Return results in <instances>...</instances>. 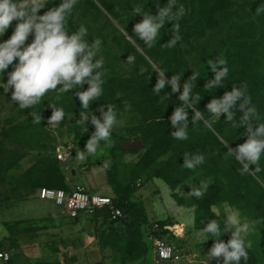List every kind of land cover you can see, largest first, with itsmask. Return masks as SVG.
<instances>
[{
  "label": "trees",
  "instance_id": "obj_1",
  "mask_svg": "<svg viewBox=\"0 0 264 264\" xmlns=\"http://www.w3.org/2000/svg\"><path fill=\"white\" fill-rule=\"evenodd\" d=\"M23 1L25 0H21ZM82 1L95 4L94 0H77L66 24L70 34L78 30L82 18L87 14V9L81 10ZM97 1L109 16L117 20L122 18L123 12L130 6H138L143 11L156 15L159 8L167 3V0H159V4L158 0ZM39 2L46 5L39 12L44 14L48 9L58 6L61 0ZM176 4V18L160 30L158 42L152 47L137 37L133 31L135 23L126 28L127 34L118 31L113 35V41L124 53L126 67H103V95L88 109L81 107L75 96L77 89L62 94L59 100L56 99L57 93L53 91L31 109H21L14 103L17 112L24 114L25 118L5 127L1 132L3 140L30 149H40L41 152L16 177L8 178L7 172L19 166V161L26 153L15 149H0V181L7 180L13 189L17 188L16 185L19 188L22 186L29 194L38 192L41 187L71 191L73 188L66 181L56 153H49L56 151L57 146L46 144L44 141L49 135L47 122L53 114L50 103L64 108L65 118L59 122V125H62L72 112L90 110L100 116L98 109L101 105L105 110L107 105H111L117 116H120L125 112L124 104L125 100H128L131 110L140 116L146 125L142 137L143 152L135 162L128 163V178L125 183L119 179L117 159L112 153L111 160L107 162L106 177L113 191V202L102 216L104 221L112 223L104 234L109 245L123 251L122 264L140 262L152 249L146 233L148 213L143 201L136 199L134 195V181L141 179L142 173L151 167H155L154 177L167 183L179 205L195 208V224L198 227H205L211 219H218L219 216L213 209L223 203L237 208L243 216L253 221L256 231L255 237L247 238L252 244L248 250L247 264H264V158L260 162L261 171H255V165H250L251 172L241 173L242 164L228 151L246 141V126L237 128L225 120V114L214 117L207 113V104L211 99L222 97L226 91L232 90L234 84L239 86L240 83H245L253 104L264 117V12L257 13V10L264 6V0H176ZM136 15L142 21L143 15ZM172 23L174 26L178 25L180 39L175 46L168 47L166 43L173 36ZM31 40L30 35L26 44ZM128 56L134 57L132 63L127 61ZM217 58L226 61L229 75L224 80L223 87L205 89L203 87L207 81L214 78V74L208 71L207 67L210 66L207 61ZM151 61L159 66L158 70L154 69ZM12 69L13 66L10 65L4 75ZM159 72H166V79L173 75L181 77V91L183 83L194 73L198 74L199 78L191 81L193 92H198L202 97L195 107L204 111L209 126H205L203 122H190L187 140L180 141L171 137L172 131L176 129L171 126L170 117L176 106L183 105L179 101L180 93H171L170 85L160 94L165 93L166 98L161 99L153 92ZM88 87L85 83L79 91L87 90ZM5 95V86L0 83V103ZM194 111L195 109L188 110L189 120L192 119ZM32 112L40 115L39 122L33 120ZM242 114L238 109L235 117L237 122ZM253 126H258V122L254 121ZM129 150L138 151L132 147ZM185 153H202L205 161L194 170L187 169L183 166ZM165 156L167 157L164 159ZM198 169L210 180L199 199L190 194L192 187L186 184ZM115 208L122 209L127 217L118 221L111 220L109 210ZM158 223L160 229L156 233L164 237L167 230L162 228L166 222L160 220ZM230 237L231 234L226 233L221 239L227 242ZM214 242L215 238L212 237L207 241L209 248ZM6 262L12 264L11 259ZM40 264L58 262L47 261Z\"/></svg>",
  "mask_w": 264,
  "mask_h": 264
},
{
  "label": "clouds",
  "instance_id": "obj_2",
  "mask_svg": "<svg viewBox=\"0 0 264 264\" xmlns=\"http://www.w3.org/2000/svg\"><path fill=\"white\" fill-rule=\"evenodd\" d=\"M76 3L77 0H61L58 6L48 9L44 14H39L46 6L39 0H30L27 5L21 3V0H0V38L8 31L13 21H17L10 38L0 40V76L3 78L5 71L10 65L13 66V69L7 73V82L3 84L6 93L11 89V100L21 109L33 108L53 91L57 93L56 99L59 100L62 94L77 89L75 96L84 109H88L103 95L104 60L98 58L102 41L95 38L90 44L88 39H85L87 29L83 25L71 34L66 29L68 18ZM174 6H177L176 0H167L156 15L135 6V15H143L142 21L136 23L133 28L137 37L149 47L156 44L160 30L168 22H173L177 16ZM261 12H264V6L257 10V13ZM172 32V38L166 43L168 47L175 46L180 39L178 25L172 26ZM30 35L32 40L26 44ZM127 61L132 63L134 57L128 56ZM207 65L210 66L207 68L214 74V78L208 80L203 88L223 87V82L229 75L226 61L219 58L209 59ZM165 73H158V82L153 92L161 99L166 98L165 93L160 94L170 85L171 93H180L179 101L183 106H176L170 117L171 126L176 129L172 131L171 137L184 141L189 138L190 122L192 124L203 122L205 126H209L204 111L195 107L202 97L198 92H193L191 81L197 80L199 76L194 73L183 83L181 91V77L173 75L170 79H166ZM85 83L89 85L87 90L79 91ZM50 105L53 114L49 118V124L59 123L65 118V110L63 107H57L56 104L50 103ZM189 109H195L191 120L188 119ZM238 109L243 114L237 122L235 117ZM98 111L101 114L99 117L91 114V123L95 131L86 142V150L77 154L81 161L85 159V153L96 156L100 145L110 141L116 126L117 112L111 105H107V110L101 105ZM207 113L214 117L225 114V120L235 127L246 126V141L235 148H230L228 153L242 164L241 173L251 172L250 165H255V171H261L260 162L264 158V122H262L264 117L248 95L247 85L234 84L232 90L226 91L222 97L211 99L207 104ZM80 115L82 125H86V132L90 113L85 112ZM31 116L34 117L35 122L41 119L36 112H32ZM254 121L258 122L255 128ZM184 160L183 166L194 170L204 163L205 156L202 153H185ZM103 166L107 167V162H103ZM207 187L208 183L201 180L199 187H192L190 194L199 199ZM222 212L227 214L226 218H222ZM217 215L218 219H211L202 230H197L199 237H204L206 234L204 241L210 237L215 238L207 256L211 259L215 258L217 264H221V258L222 264H241L242 261L247 264L248 250L252 247L251 241L246 239L249 223L245 222L237 211L227 207ZM230 230H232L231 237L225 242L221 237Z\"/></svg>",
  "mask_w": 264,
  "mask_h": 264
},
{
  "label": "rangeland",
  "instance_id": "obj_3",
  "mask_svg": "<svg viewBox=\"0 0 264 264\" xmlns=\"http://www.w3.org/2000/svg\"><path fill=\"white\" fill-rule=\"evenodd\" d=\"M94 1L95 4L82 1L81 5L82 11L87 9V14L82 18L81 22V25L87 29L85 39H88L90 44L94 42L95 38H99L102 41L98 58L104 60L103 67H113L115 69L126 67L124 53L113 41L112 37L118 31L127 34V27L133 23L141 22L140 17L135 15V6H130L126 12H123L122 18L117 20L109 16L97 0ZM21 3L27 5L30 0H25ZM16 22L15 20L10 25L8 31L0 40L10 38ZM152 64L154 69H159L157 64L154 62ZM7 79V75H4L3 78L0 76V83H6ZM124 105L126 107L125 112L117 116V123L110 141L100 145L96 156H90L85 153L83 161L78 158L77 154L86 150V142L95 131L91 123V114L97 115V113L90 110L72 112L68 114L67 121L62 125H59V123L49 124V121L47 122L49 135L44 140L46 144L56 146L68 142L73 144V151L66 158L58 159L66 181L71 188L76 185H83L91 193L112 196L113 191L106 177L107 169L103 166V162L111 160L112 153L115 154L117 159L120 181L125 183L127 180L129 171L127 165L135 162L140 157L143 147L141 145V147L136 149L138 151H134L129 150L131 147L126 145L136 139H140L142 142L146 125L141 117L131 110L128 100H125ZM85 112L90 113L86 132V125H82L80 115V113ZM24 118L25 115L17 112L14 102L11 100L10 89L0 103V149L4 151L15 149L24 151L26 154L19 161V166L7 172L8 178L16 177L41 152L40 149H30L3 140L2 130L13 123L22 121ZM45 151L43 150V152ZM49 153L55 155L56 151H49ZM1 156L2 154L0 153ZM154 169L155 167H151L142 173L140 185L137 184L139 178L134 181V186L136 187L135 198H139L141 195L144 197L142 199L145 201L151 225L160 221L158 218L163 216V213L159 211L161 210L160 204H163L162 201L164 202V199L167 201L171 199L169 193L172 195V191L169 192L167 184L162 179L154 177ZM201 180L207 183L210 181L205 176V173L198 169L196 173L190 176L186 184L190 187H199ZM12 187L7 180L0 181V250H6L10 253L12 264H40L47 261H56L58 264H122L123 251L118 247L109 245L105 238L104 231L112 223L102 219L105 213L104 209L82 212L80 214L81 218L85 219L83 217L86 216V218L91 219V222L78 224V229H75L74 226L62 229L53 225L49 218H40L41 216H58L63 208L61 205L56 204L53 200L37 197V191L29 194L28 190L22 186L19 188L16 185V189ZM179 192L181 193L182 191ZM164 206L170 217L165 220L161 218V220L169 223L176 221L181 224L180 227H175V231L177 230L178 233L185 229L184 235H187V233L195 229L202 230L204 228L195 224V208L179 212L172 210L168 203L167 205L164 203ZM225 207L237 211L243 220L249 223L250 227L246 239L255 237L254 222L243 216L237 208L223 203L214 206V209L218 214ZM226 215V213H221L222 218H226ZM228 233L232 234V230ZM165 236L166 239L175 244L177 250H181L180 252L178 251L180 256L177 260L159 261L157 255L151 249L149 255L142 261L129 262L127 264H217L215 258L211 259L207 256L210 250L207 241L211 237L204 241L206 234L204 237L198 238L199 242L195 246L185 245V242L178 240L174 232L167 230ZM77 245H83L85 249L79 251L75 248ZM55 249L60 250L59 254H56L57 251ZM0 264L9 263L0 258Z\"/></svg>",
  "mask_w": 264,
  "mask_h": 264
},
{
  "label": "built area",
  "instance_id": "obj_4",
  "mask_svg": "<svg viewBox=\"0 0 264 264\" xmlns=\"http://www.w3.org/2000/svg\"><path fill=\"white\" fill-rule=\"evenodd\" d=\"M73 151V144H60L56 149V156L58 159L66 158ZM140 185V179L137 183ZM37 195L41 199L53 200L56 204L61 205L66 209L71 217H77L85 211H93L104 209L108 211L112 204V198L105 194L91 193L83 185H76L71 191L64 189H56L50 187H41ZM111 220H119L127 217V214L120 208L109 210ZM160 229L159 224L156 223L154 230ZM174 233L175 230L173 231ZM150 239L152 246L156 252L159 261L177 260L179 258L178 250L175 244L163 236H159L155 231L151 233ZM0 258L5 262L11 259V255L6 250H0Z\"/></svg>",
  "mask_w": 264,
  "mask_h": 264
},
{
  "label": "crops",
  "instance_id": "obj_5",
  "mask_svg": "<svg viewBox=\"0 0 264 264\" xmlns=\"http://www.w3.org/2000/svg\"><path fill=\"white\" fill-rule=\"evenodd\" d=\"M165 182V181H164ZM166 183V182H165ZM167 184V183H166ZM168 186V185H167ZM168 188H169V192H171V189H170V187L168 186ZM169 195H170V200H165L164 199V202L162 201V205L160 204V207H161V210H159V211H161L162 213H163V216L162 217H160V218H158L159 220H161V218L162 219H167V218H169L170 216L168 215L169 213H168V211L166 210V208H165V206H164V203L167 205V203H168V206H170L171 208H172V210H175V211H179V212H184L185 210H192L193 209V207H185V206H181V205H179L176 201H175V199L173 198V196L171 195V193H169ZM37 197H38V195H37ZM142 198H144V197H142V195L141 196H139V198L138 197H136V199H139V200H142L143 201V203H144V205H145V201H144V199H142ZM26 202H28V201H26ZM145 207H146V205H145ZM146 210H147V208H146ZM40 218H49L50 220H51V222H52V224L53 225H55V226H59L60 228H62V229H68V227L70 228V227H72V226H74L75 227V229H78V224H82V223H85V222H91V219L89 218H86V216H84L83 218H85V219H82L81 218V216H80V214L77 216V217H71L68 213H67V211H66V209L65 208H62V210L60 211V214L58 215V216H41ZM148 220H150L149 219V217H148ZM193 220H194V218L192 219V224H193ZM75 222H77V223H75ZM166 222V221H165ZM149 223V222H148ZM156 223H158V221L157 222H154L153 223V225H151V223H149V224H147L146 225V228H148L147 229V231H146V233H147V238H148V240L151 242V239H150V235H151V233L152 232H158V230L159 229H157V230H154V227H155V224ZM182 223V222H181ZM159 224V223H158ZM177 225H180L181 226V224H179L178 222H176V221H173V223H169L168 221L163 225V228L162 229H165V230H168L169 232H173L174 230H175V227L177 226ZM159 227H160V225H159ZM184 228H185V226H184ZM80 229V228H79ZM81 230H82V228H81ZM184 230L185 229H183V231H180V233H178L177 232V230L175 231L176 233H174L175 235H176V237L178 238V240L179 241H181V242H185V245H187V246H192V245H196L197 244V242H199L198 241V238H200L199 236H198V232H197V230H199V229H195L194 231H192V232H189V233H187V235L185 234L184 235ZM164 237H166L165 236V234H164ZM202 241V240H201ZM151 244H152V242H151ZM189 244V245H188ZM77 250H84L85 249V247L83 248V245H77V247H75ZM81 248H83V249H81ZM152 249H153V251L155 252V250H154V248H153V246H152ZM55 251H57L56 252V254H59V251L60 250H58V249H55ZM179 252L181 251V250H178ZM52 253H54V252H52ZM155 254H156V252H155ZM190 264H194V263H190Z\"/></svg>",
  "mask_w": 264,
  "mask_h": 264
},
{
  "label": "water",
  "instance_id": "obj_6",
  "mask_svg": "<svg viewBox=\"0 0 264 264\" xmlns=\"http://www.w3.org/2000/svg\"><path fill=\"white\" fill-rule=\"evenodd\" d=\"M141 145H142L141 140L140 139H136V140L131 141L130 143H127L126 146L132 147L134 149H137V148L141 147Z\"/></svg>",
  "mask_w": 264,
  "mask_h": 264
},
{
  "label": "bare ground",
  "instance_id": "obj_7",
  "mask_svg": "<svg viewBox=\"0 0 264 264\" xmlns=\"http://www.w3.org/2000/svg\"><path fill=\"white\" fill-rule=\"evenodd\" d=\"M176 227H180V225H177Z\"/></svg>",
  "mask_w": 264,
  "mask_h": 264
}]
</instances>
